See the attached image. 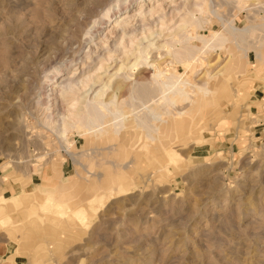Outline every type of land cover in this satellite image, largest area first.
Segmentation results:
<instances>
[{
    "label": "rangeland",
    "instance_id": "obj_1",
    "mask_svg": "<svg viewBox=\"0 0 264 264\" xmlns=\"http://www.w3.org/2000/svg\"><path fill=\"white\" fill-rule=\"evenodd\" d=\"M140 3L0 0V264H264V112L246 104L245 72L252 50L264 82V0ZM190 15L200 26L179 30ZM213 33L222 40L203 63L149 46V66L111 75L138 45L182 36L199 48ZM150 64L187 83L186 98L166 91L172 103L156 108ZM55 69L75 74L72 90L47 91ZM94 77L110 79L103 98L117 100L102 135L60 120L103 86Z\"/></svg>",
    "mask_w": 264,
    "mask_h": 264
},
{
    "label": "bare ground",
    "instance_id": "obj_2",
    "mask_svg": "<svg viewBox=\"0 0 264 264\" xmlns=\"http://www.w3.org/2000/svg\"><path fill=\"white\" fill-rule=\"evenodd\" d=\"M149 1H152V0H141V3L143 2V5L142 6H145V5H149ZM139 4V6H141ZM138 7V6H137ZM191 11V10H190ZM145 14L146 12L142 11L140 9V11L138 12L137 16L135 15L134 17H136V22L137 23H141L142 20H144L145 18ZM133 17V18H134ZM151 18L152 17V14H151ZM109 19V18H108ZM134 20V19H133ZM147 20V19H146ZM103 21V20H102ZM108 21V20H107ZM156 21V18L153 19L152 22ZM106 22V21H105ZM102 22H99L98 24L100 25ZM107 25V24H106ZM140 26H142L140 24ZM189 26H194V27H199V18L195 17V15H190V18L187 20H183V22L179 25L178 29L180 30H183L185 29L186 27H189ZM104 27H107V26H104ZM109 27V26H108ZM139 28V27H138ZM129 31H132V30H129ZM86 34H91L89 32H87ZM182 37V36H181ZM181 37H171L170 38V41H172V43L170 42H165L163 45H160V46H155V44H150L146 47H141V46H136V48H134V52L131 53V54H128L129 55V58H127L126 60H128V64H114L113 66H111V70L113 69L114 70V73L111 74L112 76H116L119 74L120 71H128V74L130 75V71L131 69H134V68H137L139 67V65H147L149 66L148 63H146V60L148 59V55H149V46H153L154 49H158V48H164L166 49L165 50V53L166 55H170L173 59L177 60V61H194L195 62H200V63H203V57L201 56H204L205 52L207 50H212L214 49V47H211V44H210V41H217L219 42L222 38H219L217 37L216 33H213L211 34V36L209 38H204L202 39V41L200 42L201 43V46L199 48H194V47H191L189 45H187V42L184 41L186 44H183V39H181ZM192 37L193 39H196L198 40V38L200 37V35H192L190 36ZM184 38V37H183ZM180 44L181 43L183 44L182 46H180V48L176 49V50H172V46L174 45V43L176 44ZM131 44V43H130ZM115 47V46H114ZM152 47V48H153ZM174 47V46H173ZM110 48V47H109ZM117 48V47H116ZM116 48H113V52L115 51ZM90 49V48H89ZM88 49V50H89ZM106 49V47H105ZM111 49V48H110ZM89 52V51H88ZM125 52V51H124ZM155 54V53H154ZM199 54L198 58L196 57L197 55ZM159 55V54H158ZM84 57V55H83ZM80 59V61H82V58ZM85 60H88L90 58V60L92 59V57H90V53H86L85 55ZM171 58V59H172ZM84 60V59H83ZM84 60V63L86 64V66L88 64H90V61H85ZM94 60V59H93ZM96 60V59H95ZM109 60V59H107ZM125 60V62H126ZM79 61V62H80ZM188 63V62H187ZM81 64V63H80ZM85 64L81 67V69L79 70V67L76 69V70H79V74L82 72V70L84 69L83 67L85 66ZM151 67H153L154 69V74L151 76L152 78V81H154L155 83H157V80L160 79L161 80V77L163 76L162 73L158 70V68H156L154 66V64H150ZM81 66V65H79ZM68 68H66L67 70ZM98 69H102V67L100 66ZM103 70L105 73H108V71L110 70V68H105L103 67ZM63 70H59V69H55L54 71V75L58 74V78H59V82L58 81H48L49 82V85H48V92L50 91L51 93H58L59 95L69 91V90H72L73 88V80L75 79L74 78V75L73 74L72 76L70 77H64V73H62ZM221 72V71H220ZM124 74V73H123ZM127 74V73H125ZM127 74V76H128ZM109 75V76H111ZM50 77V76H49ZM108 77V75H107ZM130 77V76H129ZM142 77V76H141ZM127 78L124 76V79ZM93 79V83L94 84H103L102 87H100V89L98 91L95 92V94L90 97L89 94L88 95H85L83 96L80 100H79V104H80V109L77 111L76 114H74L73 116L70 114V117L69 118H65L63 115H60L61 118L60 120L65 122L63 125H70V126H73L75 128H78V127H82V129H86V131H94L93 133H98V134H103L104 132V129H97V127L99 126H103V123H105L104 119L105 117L107 116V113H108V110H107V107L108 106H112V105H115V103H117V100H106L105 98H103L104 96V92L106 89H104L106 87V85L108 83H110V79H107L106 81H104V79L102 77H94L92 78ZM165 80H161V82L158 84V87H159V90L161 92V102L160 100L158 101H152L151 103L153 105L156 106V108H160L159 104H162L163 102V105L164 106H168L170 103H172L170 100H169V97H167L168 95L164 94L166 91H170V92H177L178 94L184 96V98H186V91H185V86L188 84L185 82H182V81H179L180 79L179 78H175V75H170V76H167V77H164ZM58 80V79H57ZM131 80V79H130ZM247 80V79H246ZM249 81V80H248ZM84 83V82H83ZM123 82H120L119 84L116 85V90L118 89H121V87L123 86L122 84ZM191 86V85H190ZM189 86V87H190ZM57 88V90L55 89ZM87 88L86 90H84V92H87L89 90H92L93 89V85H87L86 83L85 84H81V88L79 89H85ZM209 87L206 85V84H203V86H199L197 87L198 90H204V91H207L209 92ZM75 89V88H74ZM79 89H77L76 91H78ZM172 90V91H171ZM46 91V90H45ZM75 91V90H73ZM80 91V90H79ZM170 94V93H169ZM115 96V95H114ZM183 101V100H182ZM53 105V104H52ZM71 109V108H70ZM156 110V109H155ZM156 115H158L156 112L154 113ZM180 114V113H179ZM67 117V116H66ZM107 120V118H106ZM108 121V120H107ZM106 121V122H107ZM106 125V124H105ZM108 125V124H107ZM110 125H112V123H110ZM116 127V126H115ZM95 128L97 129V131L95 130ZM118 129V128H117ZM122 130V129H121ZM89 131V133H90ZM65 132V126L63 127V129L61 130V134L63 135ZM85 132V130H84ZM127 140V139H126ZM146 146V144L144 145ZM171 146V145H170ZM122 147L123 144H122ZM147 147V146H146ZM145 149V147H144ZM164 150V149H163ZM167 150H168V147H167ZM128 151V150H127ZM166 152H169V151H166ZM170 152H172L170 150ZM169 152V153H170ZM173 155V154H172ZM176 156V155H175ZM121 187V186H120ZM121 189V188H120ZM126 190V189H125ZM109 196V195H108ZM19 197V196H17ZM22 197V196H21ZM2 199V198H1ZM93 199V198H92ZM96 199V197H95ZM97 200H98V197H97ZM49 205V204H48ZM86 205V204H85ZM42 206L44 207L43 203H42ZM64 206V205H63ZM1 208V207H0ZM46 208V207H45ZM86 208V207H85ZM3 209V208H2ZM61 209V207H60ZM59 209V210H60ZM83 208H79V209H76L73 211V215H75V218L77 219L78 216L82 215L83 213ZM63 210V209H62ZM87 211V210H86ZM90 212V210H89ZM82 213V214H81ZM88 213V212H87ZM68 214V213H67ZM66 214V215H67ZM70 215V214H69ZM62 216V215H61ZM65 216V215H63ZM70 216V217H72ZM69 218V217H68ZM73 220V219H72ZM78 220V219H77ZM76 222V221H75ZM82 225V224H81Z\"/></svg>",
    "mask_w": 264,
    "mask_h": 264
},
{
    "label": "crops",
    "instance_id": "obj_3",
    "mask_svg": "<svg viewBox=\"0 0 264 264\" xmlns=\"http://www.w3.org/2000/svg\"><path fill=\"white\" fill-rule=\"evenodd\" d=\"M253 51L252 50H248L246 52V57H245V64H246V68H245V72H246V76H248V79H254V83L252 84L251 89L249 90V98L246 101V104L249 107V110L251 112H257L258 108H261L264 112V82L259 79L256 74L252 71V69H250L249 67L254 66V62L256 59V55L255 58L252 57ZM240 120L237 123V127L235 129H233V139L237 142L238 139H242V137H244V128L240 125ZM225 144H228L227 139H225L224 141ZM231 146V148H234V144H230L229 143V147Z\"/></svg>",
    "mask_w": 264,
    "mask_h": 264
}]
</instances>
